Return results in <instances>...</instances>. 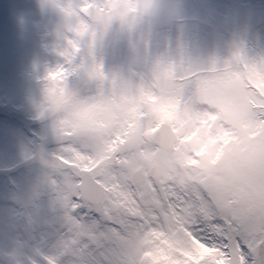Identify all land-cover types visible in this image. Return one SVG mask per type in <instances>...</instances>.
Listing matches in <instances>:
<instances>
[{"label":"clouds","instance_id":"clouds-1","mask_svg":"<svg viewBox=\"0 0 264 264\" xmlns=\"http://www.w3.org/2000/svg\"><path fill=\"white\" fill-rule=\"evenodd\" d=\"M36 6L35 118L49 135L99 144L135 126L174 127L184 133L187 158L164 146L150 152L145 163L154 179L187 193L201 216L241 207L264 215V188L253 179L264 158V128L253 125L246 96L249 85L264 95V63L239 45L222 58L189 56L184 0H36ZM112 53L115 66L106 63ZM249 194L257 200L245 199ZM46 218L40 207L36 219Z\"/></svg>","mask_w":264,"mask_h":264},{"label":"snow or ice","instance_id":"snow-or-ice-1","mask_svg":"<svg viewBox=\"0 0 264 264\" xmlns=\"http://www.w3.org/2000/svg\"><path fill=\"white\" fill-rule=\"evenodd\" d=\"M246 96L264 128V95L249 85ZM183 138L155 126L99 144L49 135L31 166L0 174V264H264V215L201 216L187 193L153 178L149 153L164 146L187 158ZM257 165L254 186L264 188V158Z\"/></svg>","mask_w":264,"mask_h":264},{"label":"rangeland","instance_id":"rangeland-1","mask_svg":"<svg viewBox=\"0 0 264 264\" xmlns=\"http://www.w3.org/2000/svg\"><path fill=\"white\" fill-rule=\"evenodd\" d=\"M184 8L189 56L222 58L239 45L250 60H264V0H184ZM38 17L36 0H0V174L31 166L33 149L48 146L35 118ZM116 62L115 53L106 58Z\"/></svg>","mask_w":264,"mask_h":264},{"label":"water","instance_id":"water-1","mask_svg":"<svg viewBox=\"0 0 264 264\" xmlns=\"http://www.w3.org/2000/svg\"><path fill=\"white\" fill-rule=\"evenodd\" d=\"M263 30H264V25H263Z\"/></svg>","mask_w":264,"mask_h":264}]
</instances>
